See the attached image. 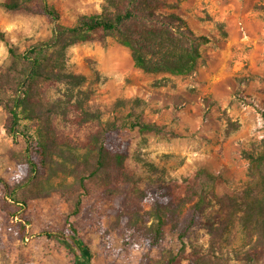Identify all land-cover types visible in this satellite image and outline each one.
<instances>
[{"label": "rangeland", "instance_id": "1", "mask_svg": "<svg viewBox=\"0 0 264 264\" xmlns=\"http://www.w3.org/2000/svg\"><path fill=\"white\" fill-rule=\"evenodd\" d=\"M47 1L64 25H72L78 14L98 12L103 3ZM173 11L209 38L189 73H146L111 36L68 47L66 68L84 76L77 88L82 106L98 111L102 121L126 114L130 101L140 98L143 120L165 127L163 134L123 133L134 154L153 165L135 168L131 161L136 186L153 193L159 181H179L203 169L216 177L218 193L240 190L249 178L247 153L264 143V0H182ZM53 25L43 13L0 5V31L21 51L48 39ZM8 60L7 46L0 40V69ZM155 80L160 83L155 85ZM62 91L63 86L47 88L41 100L47 101L45 93L55 97ZM7 119L0 104V264H75L72 253L46 235L66 231V220L85 242L90 264H166L182 244L209 264H264V251L254 259L246 257L248 247L242 246L235 223L226 224L221 235L194 225L182 240L167 225L160 244H149L144 234L155 219L149 216L130 225L124 215L128 191L109 193L108 186L93 180L81 191L73 175L59 170L32 174L22 156L25 141L6 132ZM72 132L64 126L59 131L56 143L62 150L77 142L79 136ZM82 150L78 146L73 151ZM53 152L58 161L71 157ZM12 192L18 201L11 199ZM78 194V212L71 214V198ZM151 203L148 199L136 206L143 211ZM215 207L211 200L205 213L213 215ZM180 264L191 263L182 258Z\"/></svg>", "mask_w": 264, "mask_h": 264}, {"label": "trees", "instance_id": "2", "mask_svg": "<svg viewBox=\"0 0 264 264\" xmlns=\"http://www.w3.org/2000/svg\"><path fill=\"white\" fill-rule=\"evenodd\" d=\"M181 1L103 0L98 12L78 14L72 25H64L57 22L59 12L47 0H1L5 10L40 12L54 23L48 39L30 44L22 51L0 31L9 58L0 69V104L8 113L5 130L13 138L24 139L22 156L34 175L38 176L40 169H45L46 175L59 170L73 175L75 186L81 191L86 190L91 180L108 186L109 193L128 191L131 196L124 202L128 210L124 215L130 225L149 216L155 219L144 234L149 244H160L167 225L182 240L194 225L221 235L220 230L226 224L235 223L242 246L248 247L246 257L254 259L264 251V143L258 151L247 153L249 178L240 190L218 193L216 177L197 169L179 181L157 182L156 190L150 193L135 185L130 165L131 161L135 168L137 164L148 168L153 165L134 154L130 138L123 133L163 134L165 127L143 120L140 98L130 101L126 114L102 121L98 111L82 106V91L77 88L84 76L66 68L68 47L103 42L111 36L129 49L133 64L146 73H189L200 57V46L209 38L194 32L173 11ZM159 83L154 81L155 85ZM59 86H63L61 94L52 97L45 93L47 101L41 100L47 88ZM63 126L71 127L72 133L79 136L66 150L56 143ZM78 146L83 149L81 152H75ZM55 150L58 154L67 152L70 159L52 158ZM9 195L18 201L13 192ZM148 199L152 201L150 209L140 211L136 205ZM211 200L216 211L207 215L205 209ZM80 201L79 194L71 198V214L78 212ZM66 227V231L46 235L61 242L72 253L75 264H90L87 246L77 228L68 220ZM182 258L191 264H209L200 253L186 251L183 244L166 264H180Z\"/></svg>", "mask_w": 264, "mask_h": 264}]
</instances>
